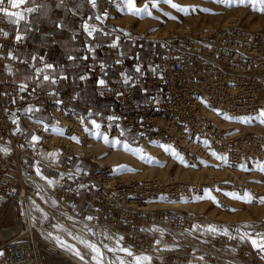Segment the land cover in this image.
I'll use <instances>...</instances> for the list:
<instances>
[{"label": "built area", "instance_id": "2783aa9c", "mask_svg": "<svg viewBox=\"0 0 264 264\" xmlns=\"http://www.w3.org/2000/svg\"><path fill=\"white\" fill-rule=\"evenodd\" d=\"M9 5V0H4L8 11ZM17 36L8 28L7 15L0 12V71L6 64H23L11 53H3L7 45L22 46ZM159 40L162 56L158 70L145 71V87L152 89L145 105L135 97V83L124 80L125 66L117 46L109 48L113 76L106 80L103 94L112 100L108 106L95 108L81 98L61 99L35 85L21 90L9 74V87L3 90L0 80V139L8 142L7 149L0 152V264H87L35 230L29 198L37 190V169L45 164L38 144L66 157L76 155L75 144L87 147L85 116L90 113L112 135L126 142L148 139L170 146L178 153L171 156L182 157L184 163L209 174L204 179L162 182L124 178L127 174L112 167L102 166L93 172L68 170L66 178L75 184L62 189L63 195L76 206L82 190L90 193L82 201L81 213L88 208L101 223L125 232L139 248L151 249L159 240L172 243V231L187 225L185 215L171 206L192 201L205 190L212 191L221 205L227 201L225 193H246L243 171L264 164V138L243 130L240 120L262 108L258 92L264 90V33L229 23L210 29L181 28ZM83 60L100 75L90 53L85 52ZM73 102L79 110L63 108ZM28 107L53 110L62 121L58 129L38 121L32 127L26 124L38 138L34 146L13 131L12 114L19 115ZM58 130L63 136H55ZM125 130L134 137L128 138Z\"/></svg>", "mask_w": 264, "mask_h": 264}, {"label": "rangeland", "instance_id": "374dc122", "mask_svg": "<svg viewBox=\"0 0 264 264\" xmlns=\"http://www.w3.org/2000/svg\"><path fill=\"white\" fill-rule=\"evenodd\" d=\"M202 1H209L211 4L207 6L204 5ZM154 3L157 5L156 7H153ZM172 3L183 8H187L189 11H178L177 9L171 7L170 4L165 3L164 0H134V7L142 9L145 5H147L148 13H150V15L147 13H141V15L137 16L130 14L128 7L125 4V0H118V3L114 7V11L116 13L115 21L120 24L122 28L126 29L130 35L141 37L142 39L150 42V44L154 45L155 51L153 54L158 53V55L162 53V41L159 39L166 38L171 32L177 29H210L223 27L229 23L236 24L239 27L245 29L244 26L249 24H257L259 20V23L264 25V11H261V9L264 8V3H262L261 0H245L244 3H240L239 0H231L230 3L227 2V0L224 3H218L217 0H198L197 2L184 3L182 1L172 0ZM193 8L195 11H192ZM199 10H207L206 12L224 11L226 14L222 19L216 22L205 16V13L196 12ZM194 12L197 14L200 13L199 16L202 15V18L205 17V19L200 20L202 21L201 26L199 25L198 27H195L192 22L187 21L188 16L194 14ZM165 17L171 18V21H165V23L154 22L156 20L165 19ZM254 32L264 33L259 30L252 31V33ZM262 111H264L263 102L262 108L256 114L243 115L240 120L243 122V130L264 138V123H260L259 119L260 113ZM85 119V127L88 130V135L86 138L87 147L83 148L78 144H75L76 155L66 157L63 154H60L61 157L64 156L69 158V161L72 162V164L67 166V168H62L60 165L54 166L60 170L59 174L61 177L63 176L66 178L68 176V170L71 169H73L75 172H78L80 169L77 167V165H79L80 162H82L83 166H85L84 169L86 170H98L102 166L112 167L113 169L127 174L126 176H129L130 174V176H137L135 173L145 171L142 173L143 177H153L150 176L151 174L147 172V170H149L150 167L156 165L163 166L168 163L169 159L173 162H178L186 168L195 167L186 163H182L177 158L171 156V153L168 151L165 152L167 155L171 156V158L148 154L147 158L143 159L145 162V168L139 169L136 165L127 161H121L119 164L114 165L108 159L112 150L106 149L107 146H111L113 143H105L102 138H97L94 133L100 132L103 135H106L110 141H119L120 143H118L117 146L119 148L121 147L125 153H131L132 151L125 150L123 147L124 144L137 146L141 142L139 141L137 144L131 143V140L126 142L121 140V138H117L115 135H112L111 132H107L93 116V113L85 116ZM247 119H250L251 122H246ZM92 121H95L97 124H99L100 128H95V126L92 124ZM32 125L34 126V124ZM125 131L128 138L132 139L134 137V135H132L127 130ZM56 135L63 136L60 130L55 131V136ZM149 141L156 145L153 140ZM26 143L32 146L35 145V142L32 140L26 141ZM157 146L161 145L157 144ZM7 147L8 142L0 139V152L3 151V149H7ZM144 157L146 156L144 155ZM48 159L51 160V158ZM45 164H42L39 167L41 175H37L38 178L40 177V179H42L41 176H43L47 177L49 180L55 181L54 184L49 185L45 179H42V181H44L51 189L55 198L58 196L57 198L70 205H73L72 211L74 214H82L81 211L84 208L82 201L91 194L87 193V191L86 193L83 191L80 192V203L74 206V201L71 200V198H67L62 193V189L64 188L63 184H61L62 180L56 181V179L51 178L52 176L47 174V167L49 164ZM261 166H264V164H260L248 172L243 171V179L248 186L246 193L253 197L252 202L250 203L244 202L242 199H234L231 196L227 197V201L223 205L214 203L213 200L209 198L200 200L194 198L191 202L193 206H188L182 211V213L188 219V223L184 227L188 233L187 237L185 238L179 237L176 234V231L174 232L171 230L175 238L172 243L166 242L163 244L161 242L158 243L157 241L154 243L151 249H142L134 245L129 236L126 233L120 232L122 230L116 227L113 228L115 229L114 231L117 232L116 239L113 236H110L107 228H100L98 226L95 227L96 224L100 225L101 222L88 210V208H85L84 213L86 216H84L86 218L92 217L91 220H87L95 225L92 227L89 226L91 231L88 230L90 238L92 237L91 239L93 241H91V239L87 241L100 247L101 251L104 253V260H106L109 264H113V262H115V264H119V260L117 259L118 257L123 259L126 264H135V262H133L135 250L150 251V254L147 255L150 257V260L145 264H264V251H261L259 247L260 245H264V203L260 202L261 199L264 198V172L259 170ZM154 177L158 178V175H154ZM204 177L205 175L202 171V173L195 172L190 173L187 176H180L179 180H198ZM170 178L173 177H168L167 179ZM67 182L70 181L67 180ZM36 189H38L37 184ZM210 194L211 196L215 197L212 191H210ZM204 196L205 192L199 197ZM54 197L53 199H55ZM198 215L201 219L197 218V220L196 217ZM44 220L47 223L45 226L46 232L45 230L42 232V227H37L41 234L45 235L48 239L53 240L52 242L60 250L72 255H74L73 252L62 246L60 242H63L66 245L75 246V248L79 249L81 254L85 257L83 260L85 263L95 264V261L92 259L93 254L89 249L85 248L78 239L73 238L76 236L72 235L67 229L55 227L50 224L51 222L49 221L48 216H45ZM210 227L215 228L216 231H209L208 229ZM167 230L170 231L169 229ZM225 232L227 234H225ZM120 237H123V239H120ZM57 238H59V241ZM95 238L102 243L99 244L97 241L95 242ZM252 240L257 242V246L252 244ZM104 245H107V248H105ZM108 248H128L133 251V257H130L126 253L118 250L115 252H110L107 250ZM168 249L176 250L178 252L166 254L165 252ZM135 256H142V254L140 255V253H138Z\"/></svg>", "mask_w": 264, "mask_h": 264}, {"label": "crops", "instance_id": "0c3cea01", "mask_svg": "<svg viewBox=\"0 0 264 264\" xmlns=\"http://www.w3.org/2000/svg\"><path fill=\"white\" fill-rule=\"evenodd\" d=\"M117 3L118 0H95L94 6L92 0H25L18 8L9 5V12H18L23 16L22 20L7 16L8 28L22 37V46L12 48L7 45L3 53H11L23 64L16 67L6 64L0 71L3 90L9 87L6 82L9 74L12 82L20 88L23 86V89L35 85L39 91L54 92L61 99L81 98L90 101L95 108L108 106L112 100L103 94L107 90L106 80L113 76L109 48L115 44L121 51L125 66L124 80L127 78L128 83H135V97L141 105H145L152 92L151 88L145 87V71L158 70L162 53L153 54L154 45L141 37L130 35L115 21L114 7ZM29 8L33 11L29 12ZM14 20L18 22L14 23ZM92 29L94 31L89 36L88 31ZM85 52L93 56L94 64L101 72L99 76L85 64ZM49 64L53 66L51 69L45 67ZM37 69H43V72H37ZM44 75L56 82L45 81ZM100 80L105 83L99 84ZM93 84H97V87H93ZM63 108L67 111L79 110L74 102L65 104ZM12 116L15 119L13 131L34 142L37 139L33 137L36 136L26 124L31 126V123L38 121L55 129L62 125L53 110L43 111L39 107H28L21 114L13 113ZM38 147L55 165L72 164L69 158L61 157L60 154L50 156L53 151L40 144ZM77 167L91 171L84 169L82 162ZM47 168L51 178L62 180L63 189L72 188L75 184V181L67 182V178L61 177L58 168L51 165Z\"/></svg>", "mask_w": 264, "mask_h": 264}, {"label": "bare ground", "instance_id": "6f19581e", "mask_svg": "<svg viewBox=\"0 0 264 264\" xmlns=\"http://www.w3.org/2000/svg\"><path fill=\"white\" fill-rule=\"evenodd\" d=\"M177 1H182L184 3V2H197L198 0H177ZM202 3L204 5H207V6L209 4H211L209 1H202ZM196 12L205 13L204 14L205 16L210 18V20H212V21L214 20L216 22L219 21L220 19H222L226 14V12H224V11L223 12H216V11L206 12L204 10H199ZM196 12H194V14L189 15L187 18L188 19L187 21L192 22L195 27H198L199 25L200 26L202 25V21H200V20L205 19V17L203 16L204 18H202L201 17L202 15L199 16L200 13L197 14ZM199 17H201V18H199ZM165 19L156 20L154 22L155 23H157V22L165 23V21H169V22L171 21L170 20L171 18L165 17ZM261 19H263V18H261ZM259 21L257 22V24H249L247 26H244L246 31L249 30L250 32H252V31L259 30V31L264 32V25L260 24ZM258 99L264 103V90H259ZM131 147L135 151H132L131 153H125L121 147L119 148L117 146L116 143H113L111 146H107L106 149L112 150L111 154L109 155L110 157L108 159L114 165L119 164L121 161H127L129 163L136 165L139 169H141V168H145V166H144L145 162L143 161V159L140 158L141 155H143V156L145 155L146 156L145 158H147L148 154H153V155H157V156L165 157V158H171V156L166 154L163 147L157 146V143H156V145L151 143L148 139L143 140L137 146H131ZM42 161L46 164L53 166V167L56 166L51 160L48 159L47 156L43 155ZM202 171H203L205 176L209 175V174H206V172L204 170H201V169L196 168V167L186 168V167L182 166L181 164H179L178 162H173L172 160L169 159L168 163H166L165 165H163V166L162 165H156V166L150 167L149 170H147V172H149L151 174L150 176H153V177H149V176L143 177L142 173H144L145 171L137 172V173H135L137 176H131V177H135V178L137 177V179H143V178H155L154 175H158V178H160V179H167L168 177H173L170 179H172L173 182H176L177 179L179 180L180 176H184V175L187 176L188 174L195 173V172H198V173L201 172L202 173ZM124 178H128V176H125ZM158 178H155V179L160 180ZM204 178H201V179H204ZM160 181L165 182L166 180H160ZM36 184H37L38 189L36 190V193L29 198L30 215H31L32 224L34 223L33 226L34 225L36 226V228L34 226L35 230L39 232L37 227L38 228L42 227L43 228L42 232H44V230L46 228L45 226L47 225L44 218H45V216H48V219L51 222L50 224H52L53 226H55V227L61 226V228L67 229L72 235H74L76 237H79L83 240H90L92 237L90 238V234H89L88 230L90 227L95 226V225H93V223H90L87 220V218L85 217L86 216L85 213H82L80 215L74 214V212L72 211L73 205H70V204L62 201L61 199L57 198L58 196L55 198L53 196V192L51 191V189L47 186V184L44 181H42V179H40V177L37 178ZM53 197L55 199H53ZM191 202L192 201L184 202L181 205H178V207L177 206H171L170 208H176L182 212L188 206H193L191 204ZM197 218L201 219L199 217V215L196 217V219ZM97 226L100 228H107L110 236H113L116 239V237H117L116 233L117 232L114 231L115 229H113V228H115V227L113 225L100 223V225L96 224L95 227H97ZM186 231L187 230L185 228H183L182 230L176 231V234L181 238H185V237H187V234H188ZM45 232H46V230H45ZM120 232H123V231H120ZM123 233H125V232H123ZM45 234H47V233H45ZM51 241H53V240H51ZM91 241H93V240L91 239ZM94 241L95 242L97 241V243H99V244L102 243L101 241L96 240V238L94 239ZM160 242L163 244L166 243L163 240L158 241V243H160ZM140 251H142V252H140ZM252 251H253V249H252ZM135 252H134V257L138 253H140V255L142 254V256H147L150 254L149 253L150 251H143V250H139V251L135 250ZM175 252H178V251L168 249L165 253L166 254H172ZM133 262H135V261H133ZM107 263L108 262L106 260H104V264H107Z\"/></svg>", "mask_w": 264, "mask_h": 264}, {"label": "snow or ice", "instance_id": "6c2138e0", "mask_svg": "<svg viewBox=\"0 0 264 264\" xmlns=\"http://www.w3.org/2000/svg\"><path fill=\"white\" fill-rule=\"evenodd\" d=\"M164 2L170 4L171 7L177 9L178 11H182V12L189 11L187 8H183V7H181V6L177 5V4L172 3V0H164ZM217 2L218 3H224V2H226V0H217ZM227 2L230 3L231 0H227ZM239 2L240 3H244L245 0H239ZM261 2L264 3V0H261ZM9 3H10V6L12 8H18V7H20V5L25 3V0H9ZM92 3L95 6V0H92ZM3 4H4V0H0V12H4L7 16H10V17H18L20 20L23 19V16L20 13H18V12H9L7 10V8L3 7ZM125 4L127 5L130 14H134V15L139 16V15H141V13H147V14L150 15V13H148L147 5H145L144 8H142V9L141 8H136V7H134V0H125ZM156 6L157 5L154 3L153 7H156ZM28 11L31 12V11H33V9L29 8ZM192 11H195V9L193 8ZM205 11H207V10H205ZM261 11H264V8H262ZM13 22L16 23L18 21L14 20ZM93 31H94V29L89 30L88 31V35L91 36ZM16 38H17V40L22 39V37H20V36H17ZM112 46L115 47L116 45L113 44ZM45 67L51 69L53 66L49 64V65H46ZM136 70L139 71V68H137ZM37 72H43V69H37ZM43 79L45 81H49L50 80L51 83H55L56 82L55 79L50 78L48 75H44ZM82 79H83V77H82ZM125 79H126V82H127V78H125ZM104 83L105 82L103 80L99 81V84H101V85H103ZM21 90H23V86H22ZM226 118L235 119V118H232V117H226ZM109 119H113V117H110ZM259 119H260V123H264V111H262L260 113ZM246 122L250 123L251 120L247 119ZM92 124L95 126V128H97V129L100 128V125L97 124L95 121H92ZM61 134H62V132H61ZM94 135L97 138H102L105 143H116V144L120 143L119 141H110L109 138L106 135H103L100 132H96V133H94ZM33 139L36 140L38 138L37 137H33ZM73 139H77V142H78V138L73 137ZM123 147L127 151H135L128 144H124ZM161 147H163L165 151L170 152L173 156H178V153H176L174 149H171L170 146H163L162 145ZM49 155L55 157L57 154L56 153H50ZM140 158L141 159H145V157L143 155H141ZM179 158H180V161L182 163H184L183 158L182 157H179ZM259 170L264 172V166H261ZM37 175H41L39 169H37ZM41 178L45 179L49 185H52V184L55 183V181L49 180L47 177L41 176ZM225 195L231 196L234 199H242V200H244V202H248V203L252 202V199H253V197L250 194H248V193H245V195L243 197L239 196L236 193H225ZM204 198L212 199L214 203H218V201L215 200V197L211 196L210 190H205V196L204 197H199L198 196L195 199L200 200V199H204ZM260 202L264 203V198H262ZM87 219L91 220L92 217H87ZM57 227H61V226H57ZM208 230L211 231V232H215L216 231V229L212 228V227H210ZM89 231H91V229H89ZM225 234H227V233L225 232ZM74 238L78 239L80 241V243H82L84 245L85 248L90 250V252L93 254L92 255V259L95 261V264H104V253L101 251L100 247H98L94 243H91V242H89L87 240H83V239H81L79 237H74ZM120 239H123V237H120ZM57 240L59 241V238H57ZM60 243L62 244V246L66 247L69 251H72L73 254L76 257H78L80 260L83 261L85 259V257L79 251V249L75 248V246L66 245L63 242H60ZM252 244L254 246H257V242L255 240H252ZM104 247L107 248V245H104ZM259 247H260L261 251H264V245H260ZM107 250L110 251V252H115V251L118 250V251L126 253L128 256H133L132 251L130 249H128V248H119V249L108 248ZM0 255H2V253H0ZM117 259L119 260V264H126V262L123 259H120L119 257ZM149 260H150V257H148V256H135L134 257L135 264H145V262H147ZM113 264H115V262H113Z\"/></svg>", "mask_w": 264, "mask_h": 264}, {"label": "trees", "instance_id": "16d2710c", "mask_svg": "<svg viewBox=\"0 0 264 264\" xmlns=\"http://www.w3.org/2000/svg\"><path fill=\"white\" fill-rule=\"evenodd\" d=\"M130 142L133 143V144H137L139 142V140H137V141H134V140L132 141L131 140Z\"/></svg>", "mask_w": 264, "mask_h": 264}]
</instances>
